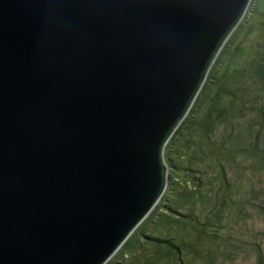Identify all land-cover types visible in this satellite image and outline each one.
I'll return each instance as SVG.
<instances>
[{"label": "water", "instance_id": "95a60500", "mask_svg": "<svg viewBox=\"0 0 264 264\" xmlns=\"http://www.w3.org/2000/svg\"><path fill=\"white\" fill-rule=\"evenodd\" d=\"M250 0H0V264H106Z\"/></svg>", "mask_w": 264, "mask_h": 264}, {"label": "rangeland", "instance_id": "374dc122", "mask_svg": "<svg viewBox=\"0 0 264 264\" xmlns=\"http://www.w3.org/2000/svg\"><path fill=\"white\" fill-rule=\"evenodd\" d=\"M243 20L246 22L244 29L251 27L245 35L244 30L232 45L234 47L244 36L241 50L228 64L227 57L220 61L213 88L221 82L223 69L230 72L247 67L257 48L264 49V0H250L240 22ZM229 86L234 90V98L220 96L219 107L226 109L227 113L212 132L215 144L203 145L192 130L180 136L172 146L175 152L172 158L176 164L180 163L179 167L185 168L189 155H198L191 164L200 173L196 175L202 176L200 195L192 205L183 206L181 213L191 214L196 220L210 217L212 229L219 239L214 243L202 241L191 264H264V84L255 85L251 71H247L239 80L229 81ZM243 87L244 90H241ZM208 92L212 93V89ZM206 99L198 105L197 113L193 114L194 120L205 112L209 104V98ZM223 141L227 144L220 148ZM209 155V158L206 157ZM168 172L173 176L172 181L183 183L184 172H176L175 176L167 167V179ZM167 193L169 189L166 186L155 206L163 201ZM176 229L167 228L164 231L173 235ZM176 234L184 236L186 233ZM120 247L107 263L117 258V264H145L144 257L135 256V249L131 250V254L120 257ZM183 248L191 251L194 246ZM165 264L172 263L166 260Z\"/></svg>", "mask_w": 264, "mask_h": 264}, {"label": "trees", "instance_id": "16d2710c", "mask_svg": "<svg viewBox=\"0 0 264 264\" xmlns=\"http://www.w3.org/2000/svg\"><path fill=\"white\" fill-rule=\"evenodd\" d=\"M245 23V20L240 22L222 46L207 73L206 80L197 94L194 104L165 146V164L175 176L176 172H184L183 183L172 181L173 176L168 172L167 189H169V193H167V196L164 195L163 201L151 210L147 217L123 243L118 252L120 257L127 255V253L131 254V250L135 249V256H140L138 258L144 257L145 264H165L166 260H169L172 264H191L194 260L193 256L200 250V244H203L202 241L211 243L219 241L216 233L213 231L214 229H212L210 217L207 216L204 220H196L191 214L186 215L181 213L183 206L192 205L200 195L202 186L200 185V177L202 176L198 177L196 175V173L199 175L200 173L199 171H195L191 164V161L198 158V155H189L185 163V168L179 167L180 165L178 164L180 163L176 164L174 158H172L175 156L172 146L174 141H179L180 136L182 137L186 132H191L192 130L194 131V136L203 145L213 146L215 143H213L214 138L212 132L215 126L221 124L220 121L226 118L225 114L227 113L226 109L219 107L218 101L221 100L220 96L234 98V90L229 86V81L239 80L243 77V72L251 71L254 84L257 86L264 84V49L259 47L250 59L247 67L232 69L230 72L223 69L220 75L221 82L217 83L214 88L211 87L213 86V79H215L217 69H219L220 61L227 57L228 64L236 54H239L241 41H243L244 36L240 38L234 47L232 45L244 30L245 35L247 29L251 27L244 29ZM210 89H212V93L209 94L208 91ZM241 90H244V87ZM206 98H209V104L205 112L199 119L194 120L195 117L193 114L197 113V107L201 102L203 103L205 100H208ZM256 137L258 138L257 135ZM236 140L238 139L236 138ZM225 144L227 142L223 141L219 147H225ZM251 145L253 146V142H251ZM208 150L212 151V148ZM204 154L207 155L208 153ZM210 156L206 157L209 158ZM172 227L174 229L177 228L176 231L173 235H167L165 232L166 229L171 228L173 230ZM177 232H185L186 234L184 236H178L180 233L176 234ZM187 238L194 239L190 241ZM191 245L194 246V248H191V251L183 248ZM106 264H117V258Z\"/></svg>", "mask_w": 264, "mask_h": 264}]
</instances>
